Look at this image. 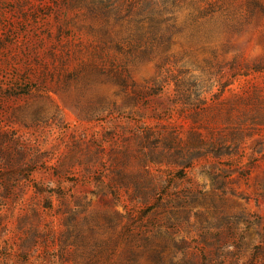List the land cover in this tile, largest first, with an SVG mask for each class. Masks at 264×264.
Masks as SVG:
<instances>
[{
  "label": "rangeland",
  "instance_id": "obj_1",
  "mask_svg": "<svg viewBox=\"0 0 264 264\" xmlns=\"http://www.w3.org/2000/svg\"><path fill=\"white\" fill-rule=\"evenodd\" d=\"M0 264H264V0H0Z\"/></svg>",
  "mask_w": 264,
  "mask_h": 264
}]
</instances>
